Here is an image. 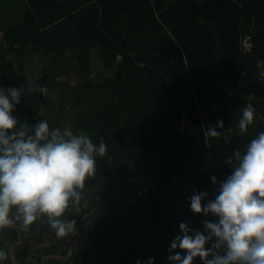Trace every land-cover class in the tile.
I'll list each match as a JSON object with an SVG mask.
<instances>
[{
	"label": "trees",
	"instance_id": "obj_1",
	"mask_svg": "<svg viewBox=\"0 0 264 264\" xmlns=\"http://www.w3.org/2000/svg\"><path fill=\"white\" fill-rule=\"evenodd\" d=\"M30 58L41 69L33 81L24 71ZM257 61H264V0H0V88L21 89L15 131L23 124L31 134L46 120L50 130L87 133L107 145L80 203L63 217L76 220L77 231L83 214L93 222L91 247L78 243L75 263L155 257L153 264H171L168 248L181 222L201 232L205 220L217 222L192 212L190 197L206 192L202 204L213 200L233 171V151L243 153L264 131ZM249 103L254 122L241 134ZM218 120L221 136L206 137ZM42 218L26 233L40 221L58 242L77 232L59 238Z\"/></svg>",
	"mask_w": 264,
	"mask_h": 264
},
{
	"label": "clouds",
	"instance_id": "obj_2",
	"mask_svg": "<svg viewBox=\"0 0 264 264\" xmlns=\"http://www.w3.org/2000/svg\"><path fill=\"white\" fill-rule=\"evenodd\" d=\"M256 68L264 79V61H257ZM35 90L47 92L43 86L28 88L29 92ZM20 98L21 89L0 88V230L15 227L18 220L27 230L41 216H47L55 235L63 238L77 231L76 220L64 219V214L71 205L80 203L85 181L96 174V157L106 155L107 145L100 138L97 146L87 133L50 130L46 120L37 122L31 134L23 124L20 130L12 131L18 121L11 113ZM254 114L252 104L243 107L238 121L241 134L253 124ZM223 127L224 122L218 120L215 127L207 129L206 137L219 138L217 129ZM230 138L225 136V143ZM232 155L233 171L220 183L215 198L202 204L206 192H194L190 197L192 212L211 213L217 222L205 220L203 232L181 222V234L168 248L171 264H193L196 257L202 264H264V131L250 140L243 153L237 148ZM211 180L216 182L214 176ZM206 244L210 246L206 248ZM221 247L223 254L216 251ZM177 248L184 254L174 252ZM6 255L0 250V260ZM154 260L137 259L136 264H153Z\"/></svg>",
	"mask_w": 264,
	"mask_h": 264
},
{
	"label": "flooded vegetation",
	"instance_id": "obj_3",
	"mask_svg": "<svg viewBox=\"0 0 264 264\" xmlns=\"http://www.w3.org/2000/svg\"><path fill=\"white\" fill-rule=\"evenodd\" d=\"M88 214H83L78 223V231L67 242L51 239L48 233L41 229V221L37 222L36 228L30 234H27L26 230L22 228V223L19 220L16 221L15 227L0 230V250L7 254L4 260H0V264H53L54 262L77 264L79 260L75 258V251L79 252L80 250L78 243L87 242L91 247L89 233L93 222L87 219ZM12 215L13 217L17 215L15 209H13ZM52 255H61L63 259L51 257Z\"/></svg>",
	"mask_w": 264,
	"mask_h": 264
},
{
	"label": "rangeland",
	"instance_id": "obj_4",
	"mask_svg": "<svg viewBox=\"0 0 264 264\" xmlns=\"http://www.w3.org/2000/svg\"><path fill=\"white\" fill-rule=\"evenodd\" d=\"M92 56H93V61H92L93 73H95L100 68V63L99 61H97L98 52L93 51ZM24 71L27 78L30 81H33L40 74L41 69L39 63L36 62L34 58H30V60L25 63ZM51 93H56V91L55 92L53 91Z\"/></svg>",
	"mask_w": 264,
	"mask_h": 264
},
{
	"label": "built area",
	"instance_id": "obj_5",
	"mask_svg": "<svg viewBox=\"0 0 264 264\" xmlns=\"http://www.w3.org/2000/svg\"><path fill=\"white\" fill-rule=\"evenodd\" d=\"M241 46L244 48V49H249L250 47V42L248 41V39L245 37L242 39L241 41Z\"/></svg>",
	"mask_w": 264,
	"mask_h": 264
},
{
	"label": "water",
	"instance_id": "obj_6",
	"mask_svg": "<svg viewBox=\"0 0 264 264\" xmlns=\"http://www.w3.org/2000/svg\"><path fill=\"white\" fill-rule=\"evenodd\" d=\"M12 131H15V129H13ZM27 132V130H26ZM51 257L57 258V259H63V256L61 255H52Z\"/></svg>",
	"mask_w": 264,
	"mask_h": 264
}]
</instances>
